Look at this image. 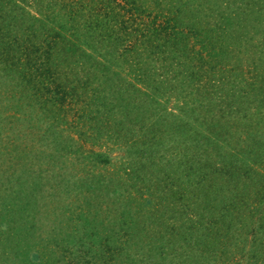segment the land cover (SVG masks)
<instances>
[{
  "label": "trees",
  "instance_id": "16d2710c",
  "mask_svg": "<svg viewBox=\"0 0 264 264\" xmlns=\"http://www.w3.org/2000/svg\"><path fill=\"white\" fill-rule=\"evenodd\" d=\"M0 81L50 137L1 132V178L62 170L0 182V215L62 224L28 264H264V0H0Z\"/></svg>",
  "mask_w": 264,
  "mask_h": 264
},
{
  "label": "rangeland",
  "instance_id": "374dc122",
  "mask_svg": "<svg viewBox=\"0 0 264 264\" xmlns=\"http://www.w3.org/2000/svg\"><path fill=\"white\" fill-rule=\"evenodd\" d=\"M7 86H8L7 84L2 83L0 81V118H2L3 120L2 125L3 126L5 125L4 126L5 130L3 131V129H0V134H2L1 132L6 131L8 133H13L15 135L18 134L19 136H22V137L29 136L27 139H25L27 140L26 142L28 144L27 146H29V148L31 149V153L29 156L33 155L36 157V155L38 156V153L43 152L46 149V146L49 143L50 137H48L46 141L41 140L40 137L37 138V136L34 135L36 131L38 130V127L35 124L36 120L34 118L29 119L28 117L22 114H17L14 112L13 109H10L12 107L11 104H13L14 101L6 102ZM171 101L167 103L168 104L167 106L173 109L175 105ZM40 116L42 117V115ZM28 120H30L29 124L26 123V121ZM42 120L44 121L43 129L47 127L49 124H51V122H49L50 120H46L45 117H42ZM6 122L7 123L10 122L8 123L9 129L6 125ZM64 134H66V132H64ZM22 137H20L21 140H18L17 143H13V140H11L12 143L7 145V148L5 149V151H7L8 149L11 151L12 149L19 150L20 148H22L21 143L22 141H25L24 138ZM7 140L9 139L7 138ZM115 149H118V148H112L110 152V157H113V161L119 162L116 157H118L120 154ZM0 150H3L2 146H0ZM12 155L13 154L10 155V153H8L7 151L6 156H3L2 152L0 151V167H2L1 165H4L5 167H7L6 163L11 160ZM40 158L41 160L39 162H37L36 159L33 160V165L31 168L27 170L28 172L22 170L20 166L17 168V171H12L10 169V171L7 172L6 175H3V178H1V175H0V182L2 181L6 182V180L9 179V182L12 183L15 179L16 181L18 178L24 179L27 173H30V172L36 173V171H40V172L44 171V173L42 174L38 173L41 175L39 176V178H37V180L40 179L41 181L40 177L43 176L42 178L43 185L48 184L45 188H50L51 185L54 184V182H56V181H52V178L56 174L58 176L62 172V170H60L59 168L57 159L55 160L54 158L48 159L45 156H42ZM71 160L73 159L70 156L69 161ZM68 166L70 165L67 164L66 167ZM6 186L7 188H9V185H6ZM18 188H19L20 196L22 194L26 198L34 196L33 195L34 191L29 192L30 184L28 182H25V181L22 182L21 186H19ZM44 190L46 189H44L43 187L42 189L40 188V192H37L36 194L38 195L37 198L45 196L44 194H48L47 192L50 191V189H48L47 192ZM0 192H3L1 187H0ZM0 196L2 197L3 195L0 194ZM37 214H38L37 221L34 220L33 222H30L27 220V221H24V223L20 221L19 224L12 223L13 220L12 221L9 220L10 218L8 217L6 218L4 213L0 215V230H3V231L6 230V232L7 230L9 232L10 228H12L13 230L9 232L8 236H7V233L6 234L4 233V235L8 237V240L6 242H3L4 247H6V250H5V253H1L3 254V257L2 258L0 257L1 259L0 264H28L27 263L28 252H30L31 250H37L40 247L39 245L43 244L39 240H41L42 238H45V239L51 238L52 236L56 234H60L58 227L61 228L62 224L55 223L54 221L55 215H52L49 209L47 208H44L42 210L38 209ZM24 216L26 217V215ZM14 221L16 222V218L14 219ZM32 223L34 225H32ZM25 226H28V227H25ZM13 233H14V236H12ZM61 233H63L62 230H61ZM16 236L18 237V239L16 238ZM30 236L35 238V240L33 241L29 239ZM1 237H2V234H0V238ZM62 237L63 236H60L59 238L62 239ZM40 248H43V247H40Z\"/></svg>",
  "mask_w": 264,
  "mask_h": 264
}]
</instances>
